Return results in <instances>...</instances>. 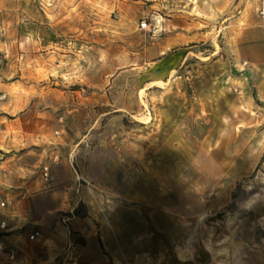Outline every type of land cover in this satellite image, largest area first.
Masks as SVG:
<instances>
[{"label":"rangeland","instance_id":"374dc122","mask_svg":"<svg viewBox=\"0 0 264 264\" xmlns=\"http://www.w3.org/2000/svg\"><path fill=\"white\" fill-rule=\"evenodd\" d=\"M259 5L0 0V264H264Z\"/></svg>","mask_w":264,"mask_h":264},{"label":"crops","instance_id":"0c3cea01","mask_svg":"<svg viewBox=\"0 0 264 264\" xmlns=\"http://www.w3.org/2000/svg\"><path fill=\"white\" fill-rule=\"evenodd\" d=\"M242 35H244L242 33ZM234 52V60L249 71L260 70V87H264V32L261 27L256 29L251 38L241 37ZM246 65V66H245ZM86 238V236H84ZM76 263V262H75ZM89 263V261H87Z\"/></svg>","mask_w":264,"mask_h":264},{"label":"built area","instance_id":"2783aa9c","mask_svg":"<svg viewBox=\"0 0 264 264\" xmlns=\"http://www.w3.org/2000/svg\"><path fill=\"white\" fill-rule=\"evenodd\" d=\"M258 14H259V17H260L261 27H262L263 32H264V0H260ZM49 175H50L49 167L48 166H44V168H43V176H44V178L47 180L49 178ZM0 204H1V206H4L5 205V200L3 199V197L1 196V194H0ZM1 227H5V222H3L1 224ZM38 234H39L38 231L32 232L30 234V239L31 240L32 239H35V237H37ZM14 257H15L14 252L9 253V258L11 260L14 259Z\"/></svg>","mask_w":264,"mask_h":264}]
</instances>
